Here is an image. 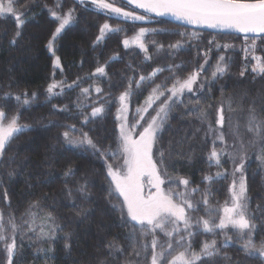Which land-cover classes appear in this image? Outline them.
<instances>
[{
  "label": "trees",
  "instance_id": "obj_1",
  "mask_svg": "<svg viewBox=\"0 0 264 264\" xmlns=\"http://www.w3.org/2000/svg\"><path fill=\"white\" fill-rule=\"evenodd\" d=\"M57 3L62 4L61 12L75 8L79 21L68 27L56 41V55L61 58L62 71L53 68L54 57L46 47L57 26L48 9L55 8ZM14 7L25 14L26 23L22 26V38L17 46L12 47L9 41L17 30L15 18L11 14L0 16V104L5 105V111L9 115L19 111L20 122L32 127L12 141L6 149L3 164H0V210L4 213L6 226L9 214L14 215L16 223L20 225L30 202L39 199L41 208L35 210L39 220L46 213L52 212L55 217L54 226L59 225L63 229H58L51 240L38 238L36 233L22 229L16 237L18 251L14 264H99L100 260H104L105 264H123L133 254L137 237L135 240L127 237L133 231L136 233V230L132 223L121 226L119 213L112 211L107 202L104 191L107 183L102 161L88 152L68 149L60 139L64 129L45 125L52 120L60 124H76L80 128L82 117L76 107L78 100L88 105L84 108L85 112H90L93 101L99 100L105 103V113L92 120L83 131L89 132L101 147L111 145L115 149L118 131L115 119L116 98L127 87L128 77L135 76L138 79L140 74L148 75L155 68H167L169 65H181L175 71L184 77L203 63V53L209 49L208 64L203 73V76L209 77L205 91L184 96L187 107L177 105L173 109L157 147L165 151L164 167L168 169L169 176L188 178L191 186H198L202 193L209 190V203L214 206L224 204L230 189L231 160L225 154L220 166H209L207 156L215 136L208 132V126L211 124L213 129L218 128L214 122L215 113L222 102L224 108L228 109L229 99L233 105L236 103L232 110H236L238 114L245 115L252 107L256 110L258 119L264 120V75L243 69L248 66L239 46L244 37L195 30L163 19L138 23L110 18L102 11L78 4L76 0H14ZM105 21L113 26L118 25L125 31L109 34L94 49L93 41ZM138 27L156 30L144 37L147 55L151 59L146 60L145 53L135 44H130L127 49L123 46L122 41L130 38ZM193 32L198 34V39L191 37ZM178 33L187 35L181 36ZM213 38L215 43L221 45L219 49L215 44H209ZM177 41L183 46L179 49L169 47ZM224 44L233 47L225 49ZM159 45L164 47L161 49ZM237 45L238 48L235 47ZM114 54H118L119 59L107 63L108 75L91 77L95 68L109 62ZM221 55L226 57L229 71L212 81L211 71ZM241 71H244L243 76L240 75ZM171 76L169 71L159 73L155 84L163 83ZM78 77V87L65 88L62 95L53 97L50 101L47 99L46 89L53 78L72 84ZM167 82L170 85L171 79ZM95 86L103 89L99 96L94 91ZM153 86L154 84L146 83L131 98L128 114L130 120L135 108L143 104ZM85 87L91 88V97L87 100L80 93V89ZM24 91L37 94V99L29 106L17 105L14 98L6 101L3 99L6 92L19 94ZM197 99L200 102L198 105L195 104ZM53 104L67 105L69 112H54L51 107ZM199 108H204L207 112L206 119L199 118ZM258 141L261 145L260 140ZM216 147L218 150L222 149L223 144L217 140ZM258 151L260 149L256 148L245 171L249 217L256 225L255 244L264 241V163L258 159ZM68 166L77 170L76 176L69 181V186L75 188L79 181L88 179L91 201H83L75 192L71 199L65 194L63 172ZM13 170L17 174L10 178L7 173ZM217 172H221L226 178H215ZM205 175H212L213 181H204ZM5 191L7 200L4 198ZM81 207L93 210L87 219L76 215ZM36 228H39L38 225ZM68 233H71V238L66 241L65 235ZM217 233L214 236L199 232L192 241L193 249L198 252L202 242L212 239H216L217 245L221 246L224 241L218 230ZM6 234H10V229ZM113 239L123 252L109 256L104 245ZM66 242L71 245L70 253L65 249ZM49 248L52 249L51 252L39 251ZM225 253L230 260L221 258ZM221 257H217L214 264H264V259L247 256L231 245L221 247ZM0 264H6V252L2 243Z\"/></svg>",
  "mask_w": 264,
  "mask_h": 264
},
{
  "label": "snow or ice",
  "instance_id": "obj_2",
  "mask_svg": "<svg viewBox=\"0 0 264 264\" xmlns=\"http://www.w3.org/2000/svg\"><path fill=\"white\" fill-rule=\"evenodd\" d=\"M76 2L82 6L86 5V0H76ZM90 4L96 10L106 12L110 18L144 21L150 19L153 14L155 16H171L184 24L214 29L222 34H244L246 44L251 39V43L243 49L245 60H248L249 55H251V59L255 61L252 64L251 71L258 75H264V56L255 55L256 41L260 40L264 43V0H122L123 5L131 6L130 10H126L124 6H117L115 0H111V2L109 0H90ZM60 9H62L60 3H57L55 8L48 9L51 18L57 22V26L48 39L46 47L54 57L53 68H59L62 71L61 58L56 55V41L68 27L79 21L76 17L75 8H68L64 12H61ZM136 10H142L143 14H139ZM6 14H11L15 18L17 30L9 41L10 46L15 47L22 38V26L26 23L25 14L14 7V0H0V16ZM122 31H125V29L118 25L113 26L105 21L99 27V34L93 41V48L95 49L100 45L109 34ZM150 31L154 32L156 30L141 27L131 39L125 38L122 41L123 46L127 49L130 44H135L145 53L146 60L151 59L147 55L148 48L144 42L145 35ZM178 34L181 36L187 35L186 33ZM190 35L193 39L199 38L196 32ZM209 44H215L217 49L221 47L220 44L215 43V38L210 40ZM182 46L179 41L176 44L169 45L170 48L175 49ZM158 47L162 49L164 46L159 45ZM223 47L228 49L233 46L224 44ZM208 51L203 53L204 63L184 77H181L175 71V69L182 67L181 65H169L167 68L158 67L148 75L140 74L138 79L135 76L128 77L127 87L116 98L118 107L115 119L118 122V133L115 149L111 145L107 148L101 147L89 135V132L83 131V128L92 120L105 113V103H101L99 100L93 101L90 112H85L84 108L88 105L82 104L78 100L76 107L80 110L82 117L80 128H77L76 124H60L52 120H49L48 124L45 125V127L63 128L60 139L66 145L74 148H86L91 151L93 156H97L102 161L107 183V187L104 189L107 202L112 211L119 213L121 226L135 222L142 229L145 226L148 227L147 231H141L139 235L141 240L151 236L150 244L142 243L140 250H134V255L140 257L142 253L147 254L150 249V264H198V262L199 264H214L216 258L221 257V247H228L229 242L232 240V237L227 233L229 228L236 231L237 238L243 242L242 251L247 256L258 254L260 258H264V241L259 246L255 244L254 232L256 225L249 217V196L246 177L244 176L246 153L242 151L244 141L239 138V125L236 126L237 131L234 133L239 139L241 149L237 155L226 153L223 148L218 150L216 147L217 140L226 145L224 132L220 130L225 122L223 102L217 109L216 124L219 127L213 129L211 124L208 126V132L214 134L215 138L212 141V148L207 159L209 166H212V164L220 166L222 156L225 154L230 155L235 165L233 175L240 173V178L238 185L237 181L233 179L229 189L230 200L225 201L222 207L223 214L219 216L218 222L212 218V214L220 210L208 208L209 190L206 189L201 194L200 201H194V195L200 192L199 187H192L188 178L169 176L168 169L164 167L165 151L156 147L173 109L177 105L187 107L184 103V96L195 94L197 91H205L206 85L209 83V77L203 76L206 71L205 65L208 64ZM117 59H119L118 54H114L109 62L97 66L91 77H106L108 75L106 72L107 63ZM129 67L131 68V65ZM164 71H169L172 76L166 78L163 83L155 84L157 75ZM228 71L229 63L226 57L221 55L211 71L210 79L215 81L223 77ZM54 75L55 73H53V77ZM240 75L243 76L244 71H241ZM168 79H171L170 85L167 82ZM79 82V77L72 84H67L64 80L56 81L53 78L52 83L46 89L47 99L50 101L53 97L62 95L65 88L78 87ZM146 83L154 84V86L151 87L143 104L135 108L130 120L128 114L131 98ZM207 90L211 91L210 88H207ZM94 91L99 96L103 89L95 86ZM80 93L87 100L91 97V88H81ZM11 98H14L17 105L29 106L37 99V94L35 92L29 94L27 91L19 94L4 93L3 99L5 101ZM189 103H192V101H189ZM199 103L197 99L195 104L198 105ZM51 107L54 112H69L67 105L53 104ZM209 107L211 106L209 105ZM228 110H232L231 99L228 101ZM197 111L199 112V118H207V112L204 108H199ZM20 118L21 113L19 111L9 115L5 111V105L0 104V164H3L6 149L12 141L32 127L30 124L21 123ZM246 131L254 137L250 143H255L257 137L260 139L262 152L258 159L264 163V120L258 119L256 110L252 107L249 108ZM77 133L79 134L77 135ZM237 158L239 159L238 164L236 163ZM76 171L71 166L64 170V192L70 199L73 198V192H75L83 201H91V185L88 179L84 178L79 181L75 188L69 186V181L76 176ZM16 174L15 170L7 173L10 178ZM215 178L226 177L221 172H217ZM213 179L212 175L203 177V180L208 183H211ZM166 185L167 187H165ZM4 198L7 200L6 191ZM92 202L94 203V201ZM200 204L205 206L206 215L209 218L206 219L201 216L194 219L192 216V213L200 211ZM40 208L41 201L39 199L33 200L26 209V218L22 217L23 223L18 225L15 216L9 214L7 226L4 213L0 210V243L3 244L6 252V264H14V257L18 251L16 237L22 229L36 233L38 238L48 240L54 238L58 229L63 231L59 225L45 231L42 223L37 233L35 225L36 220L40 217L35 210ZM92 211L91 208L81 207L76 211V215L87 219ZM42 219L45 222H55L52 212L46 213ZM201 227L203 233L214 236L218 234L217 230H219V234L224 235L223 244L218 246L216 239L205 240L198 252L194 250L192 247L193 237L198 234ZM193 228H196L197 231H193ZM9 229L10 234H6L9 233ZM157 232L162 233L167 238L164 243H161L158 239ZM70 238L71 233L65 235L66 241ZM127 238L135 240L136 233L133 231ZM104 247L109 256L123 252L115 239L107 241ZM70 248L71 245L66 242L65 249L69 253ZM39 251L51 252L52 249H39ZM221 258L224 260L231 259L226 253ZM99 264H105V261L100 260ZM126 264H133V262H126ZM135 264H139V260Z\"/></svg>",
  "mask_w": 264,
  "mask_h": 264
},
{
  "label": "rangeland",
  "instance_id": "obj_3",
  "mask_svg": "<svg viewBox=\"0 0 264 264\" xmlns=\"http://www.w3.org/2000/svg\"><path fill=\"white\" fill-rule=\"evenodd\" d=\"M109 2H111V0H109ZM115 2H116L117 6H124L126 8V10H130L131 9L129 6L123 5L122 2L119 1V0H115ZM85 6L95 9L94 6H92L90 4V0H86V5ZM102 12H104V11H102ZM104 13H106V12H104ZM139 14H141V13H139ZM140 28L141 27L136 28L134 34L129 39H131L139 31ZM250 43H251V39H249L247 44H250ZM247 44H246L245 39L242 38L241 41H240L239 46L242 49L244 57H245V52L243 51V49H244V47L247 46ZM256 44H257V48H256V51H255V55L264 56V43H262L260 40H257ZM239 46L237 45L235 47L238 48ZM247 62H248V66H244L243 69L244 70L249 69L251 71L252 64L255 63V61H253L251 59V55H249ZM203 63H204V61H203ZM116 105L118 107V103L117 102H116ZM235 105H236V103H234V105L232 104V107H234ZM248 116H249V112L245 113V115H243V114H238L236 112V110L235 111L234 110L229 111L228 109H225V111H224L225 122H224V125H223V128H222V130L224 132V135H225V141H226V145L223 144V149L225 150L226 153H230L232 155H237V153L239 151H241V149H240L239 139H238L237 136L234 135V133L237 131L236 126L239 125V138H242L243 141H244V148H243L242 151H244L246 153V160H245V167H244V176H245V171H246L247 165L249 164L252 156L254 155V152H255L256 148L260 149V151L257 152L258 156H260L261 152H262V146L260 145V143L258 141V140H260L258 137L255 138V143H250V141H253L254 137L252 136V134H250V133H248L246 131V125H247V121H248ZM214 118H215L214 122L216 124L217 113H215ZM117 133H118V131H117ZM78 134L79 133H77V135ZM64 145H65V147H67L70 150H73V151H84V152H88L89 154L92 155L91 151L87 150L86 148H74V147H72L70 145H66L65 143H64ZM233 145H235V147H233ZM154 153H155V149H154ZM228 156L230 157V155H228ZM230 160H231L230 186L232 184L233 179H235L237 181V185H238L239 178H240V173H235V176L233 175V171H234L235 165L233 164V161H232L231 157H230ZM236 163L237 164L239 163V159L238 158L236 160ZM165 187H167V185ZM181 190H182V186H181ZM201 194H202L201 191L197 192L194 195V197H193L194 201H200ZM229 200H230V192L228 193L227 198H226L225 201H229ZM224 204H225V202H224ZM224 204L222 206H214L211 203H209V205H208L209 209H218V210H220V211L214 212L212 214V218L215 219L216 222H218L219 216L223 214L222 213V207L224 206ZM192 216L194 217V219L197 218V217H201V216H203L206 219L209 218L206 215L205 206L203 204H200V211L192 213ZM36 221L37 222H36L35 226L37 227V225H38V227H39L43 223L45 231H48L50 228L55 227L52 222H45V221H43V219L42 220L37 219ZM131 223L135 227V230H136L137 243H136V246H135V250H140V245L142 243H149L150 244L151 236L147 237L145 240H141L140 235H139L140 232L141 231H147L148 227L145 226L142 229L141 226L140 225H136L135 222H131ZM37 230L39 231V228ZM193 231H197V229L193 228ZM201 231H202V227L198 231V233L201 232ZM227 233H228L229 236L232 237V240L229 242V245H231V246H233V247H235L237 249H240L242 251V243L243 242L237 238L236 231L232 230L231 228H229L227 230ZM157 236H158V239L160 240L161 243H164L166 241V239H167L166 237H164V235L162 233H159V232H157ZM220 236H221L222 240L224 241V235L220 234ZM194 237H193V239H194ZM256 245L259 246L260 244H256ZM255 257L260 258L258 254H256ZM261 259H264V258H261ZM137 260H139V264H150V249H149L147 254L142 253V255L140 257H136L134 255V252H133V254L130 257H128L123 262V264H126V262H133V264H135V262Z\"/></svg>",
  "mask_w": 264,
  "mask_h": 264
},
{
  "label": "water",
  "instance_id": "obj_4",
  "mask_svg": "<svg viewBox=\"0 0 264 264\" xmlns=\"http://www.w3.org/2000/svg\"><path fill=\"white\" fill-rule=\"evenodd\" d=\"M122 1V0H120ZM131 8V6H129ZM137 12L143 14L142 10H136ZM107 14V13H106ZM154 19H163V20H168L172 23H176V24H179V25H182L184 27H188V28H191V29H195V30H200V31H207V32H213V33H218L217 30H214V29H209V28H200V27H197V26H193V25H187V24H184L183 22L181 21H178L176 20L175 18L171 17V16H155L154 14L152 15V17L150 19H146L144 21H133V22H138V23H148ZM131 21V20H129ZM230 34H233V35H238V36H242L244 37V34H240V33H230Z\"/></svg>",
  "mask_w": 264,
  "mask_h": 264
}]
</instances>
